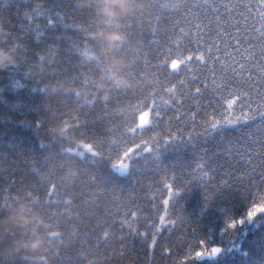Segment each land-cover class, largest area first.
<instances>
[{
    "label": "trees",
    "instance_id": "1",
    "mask_svg": "<svg viewBox=\"0 0 264 264\" xmlns=\"http://www.w3.org/2000/svg\"><path fill=\"white\" fill-rule=\"evenodd\" d=\"M162 2L179 7L157 20L158 5L142 8L138 0L135 13L143 10L146 22L132 30L129 40L122 22L132 15L110 19L102 11L105 0H0V49L15 57L14 65L0 70V264H264V215L226 227L229 218L245 217L250 198L256 203L264 198V181L252 174L244 155L251 141L242 139L243 133L255 128L249 124L223 135H203L209 121L221 119L229 98L211 100L209 106L211 92L195 93L201 79L212 86L205 41L220 48L213 52L222 59L224 45L232 42L227 34L217 36L215 16L221 15L222 31L236 36L239 28L246 34L254 21L250 17L245 25L240 12H246L241 5L249 0H225L235 6L230 13L222 7L219 13L199 9L207 12L205 23L211 22L199 49L174 28L177 21L186 31L190 27L185 0ZM224 19L239 24H223ZM112 33L123 39L110 42L106 37ZM88 34L95 47H89L94 42ZM238 47L233 41L229 50L235 54ZM201 54L203 62L196 60ZM89 58L105 61L104 74L113 85ZM173 61L184 63L172 70ZM215 67L219 83L220 65ZM181 81L184 95L173 102L167 89H181ZM101 85L106 91H97ZM161 99L171 106L156 109ZM145 112L150 124L141 131L138 119ZM238 114L234 105L232 115ZM131 128L137 132L129 134ZM79 140L97 142L105 158L92 162L66 155L71 146L86 152ZM122 140L159 144L160 159L146 154L120 174L113 164L118 162L114 147L122 149ZM251 149L253 164L264 170V156L255 155L261 145ZM22 205H27L25 217L39 214L42 222L9 223ZM53 232L59 236L39 255L7 254L17 241ZM201 240L209 250L222 251L191 259L204 249Z\"/></svg>",
    "mask_w": 264,
    "mask_h": 264
},
{
    "label": "snow or ice",
    "instance_id": "2",
    "mask_svg": "<svg viewBox=\"0 0 264 264\" xmlns=\"http://www.w3.org/2000/svg\"><path fill=\"white\" fill-rule=\"evenodd\" d=\"M142 8H148L150 6L158 5L160 15L157 16V20L162 18H166L163 16L165 12H170L171 10L179 7L175 4H169L166 2H162V0H141ZM246 9V12H240V16L245 17V25H247L248 19L251 17L253 19V23L250 27H247L246 34H241L240 29L236 28V36H233L231 33H227L225 29L221 30V15H216L217 21V36L221 35H229L232 38V42L234 41L239 47L235 49V54L230 51L231 43H226L223 49H227L224 51V58L222 59L220 56H217L213 49L215 48L217 52L220 51V48L212 42L205 41V51L209 54L208 59L212 62L213 67L209 69L211 73V85L206 83L203 79L200 80V87H195V93L197 96H204V93L211 92L212 96L209 100V106L211 105V100H216L220 102L225 98H229L226 106V110L223 114H221V119L216 120L213 119L209 121L208 128L205 129L203 135L212 136L214 133L223 135L224 132L228 129H245L243 126L252 124L255 128V131H245L243 133L242 139H247L251 141L249 145V150H246L245 156L247 157L246 162L251 168L252 174L256 177L257 180L264 181V170H258L253 164V151L251 149L252 144H260L262 151L255 152L256 156H264V139L257 140L255 137L259 134L261 137H264V0H249L248 3H244L241 5ZM187 15L185 16V23L190 27L186 31L185 27L180 26V22H175L174 28L178 29V32L181 37L186 39L189 44L193 45L197 49L200 47V42L204 39L205 29H209L210 32V21L205 23L207 19V12L201 13L199 9L203 8L206 10H213L217 13L220 12L221 7L230 13L231 10L235 7L229 2H225V0H220V3L217 4V0H185L184 5ZM253 9H255V15L253 16ZM249 14H252L249 16ZM144 11H138L133 14L130 18H125L122 22V27L126 29L129 40L130 37L134 34L133 29L138 28L140 25L145 23L146 21L143 19ZM201 16H204V19H201ZM51 21V20H50ZM223 24H232L238 25L239 22L234 19H224ZM74 28L76 31H80V26L77 25H69ZM192 29H195L193 32ZM156 28H153V33L156 32ZM240 35H243V43H241ZM88 37L91 41H93L92 37L88 34ZM255 41V43L253 42ZM94 42V41H93ZM95 42L92 43L89 47H95ZM11 47V46H10ZM123 54L127 55L125 47L121 48ZM238 57L237 58V55ZM228 58H231V62H227ZM140 60L139 54L134 58L135 66L137 65V61ZM187 60H192L191 56L187 57ZM196 60L199 62H203L205 57L203 54L196 57ZM89 61L95 65L96 69L103 73L102 79L109 81L112 83V79L107 77L104 74L103 65L105 61L101 58H97L94 61L89 58ZM180 63H184V61H173L170 65L172 70L179 69ZM220 65V77L219 83H217L216 79V67L215 65ZM147 66V60H145V67ZM207 67V66H205ZM253 69L256 70L257 74H253ZM142 74V73H141ZM167 75L171 76L172 73H168ZM197 77L193 76V80H196ZM114 87V86H113ZM185 87L184 82L181 81V89L177 90L175 86L167 89V92L170 94L171 101L179 102L178 95L183 96ZM115 88V87H114ZM203 88V92H202ZM106 89L101 85L97 91H101ZM255 93V97L253 96ZM207 98V97H205ZM80 99H83L86 104L91 106L92 101L87 99L86 95L80 96ZM103 101H108L109 96L104 95L102 97ZM145 106L148 105V101H144ZM239 110L238 115H232L233 107ZM171 104L169 101H164L161 99L159 104H156V109L161 107H170ZM150 110H153L150 108ZM148 115L147 112L143 113L139 116L138 119V127L141 131L147 128L150 124V121L145 119ZM156 116H159V111H156ZM137 128H131L129 130V134L136 133ZM79 143L83 145V148L86 149L87 153H90V156H86V152L83 150L74 151L73 148L77 146H71L66 148L65 154L68 156H74L78 159H89L92 162H98L101 159L105 158V154L100 151V148L97 147V142L84 143L79 140ZM98 143L100 147L104 146V137L101 134L98 137ZM121 144L123 148L114 147L115 155L118 158V162L113 164V167L120 173L124 174L133 166V161L138 160L140 158H145L146 154H152L155 156L157 160L160 159L159 153V144L152 145L148 141L137 142L135 140L128 141L122 140ZM202 167V166H201ZM61 179V178H60ZM62 180V179H61ZM253 183L252 180L249 181ZM56 183L51 184V188H56ZM178 196L179 193H176ZM31 197L32 194L29 193ZM36 202L40 203L39 197L35 196ZM65 204H71V200H65ZM169 201L165 200L164 204H168ZM256 209H264V198H261L259 203L251 201L250 198V207L247 209L246 215L241 219L229 218L226 223L227 229H235L238 225L245 223V220L252 221L250 218V213H252ZM260 215H264V210H259L258 214L255 216L258 217ZM161 223H163V218H161ZM45 227H47L45 225ZM160 229L157 228V232ZM59 233H51L50 239L58 237ZM105 237H107V233H105ZM155 238L152 240V244L150 247L155 246ZM201 245H204L203 250L195 251L194 255H191V259H201L204 257H211L218 255L222 249L219 247H211L210 250L207 246L206 240H201L199 242Z\"/></svg>",
    "mask_w": 264,
    "mask_h": 264
},
{
    "label": "clouds",
    "instance_id": "3",
    "mask_svg": "<svg viewBox=\"0 0 264 264\" xmlns=\"http://www.w3.org/2000/svg\"><path fill=\"white\" fill-rule=\"evenodd\" d=\"M138 8V0H105L104 7L102 11L110 19H115L122 16L133 15ZM110 42H115L117 39H123L122 34L112 33L106 37ZM15 64V57L9 52L0 49V70L7 69L10 65ZM61 131L63 129L61 128ZM27 210V205H22L19 212L13 213L9 218V223L13 224H23V223H33L38 224L42 222V217L39 214H34L32 217H25L23 213ZM259 210L256 209L250 213V218L255 219ZM50 237L48 235L37 233L34 234L33 238L30 240H20L16 244L7 250L9 256L18 254L25 251L32 256L41 254L49 246ZM28 258V256H25Z\"/></svg>",
    "mask_w": 264,
    "mask_h": 264
},
{
    "label": "rangeland",
    "instance_id": "4",
    "mask_svg": "<svg viewBox=\"0 0 264 264\" xmlns=\"http://www.w3.org/2000/svg\"><path fill=\"white\" fill-rule=\"evenodd\" d=\"M149 115V114H148ZM145 119H147V117H145Z\"/></svg>",
    "mask_w": 264,
    "mask_h": 264
}]
</instances>
